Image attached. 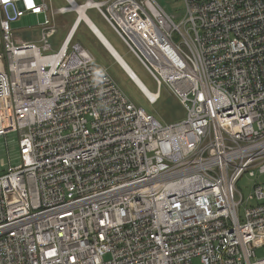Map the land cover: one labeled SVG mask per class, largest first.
Segmentation results:
<instances>
[{
  "label": "built area",
  "instance_id": "1",
  "mask_svg": "<svg viewBox=\"0 0 264 264\" xmlns=\"http://www.w3.org/2000/svg\"><path fill=\"white\" fill-rule=\"evenodd\" d=\"M67 1L0 0V136L18 135V162H0V264H264V181L243 216L236 186L264 174V0H182L179 21L159 0H72L155 81L149 103L176 96L186 116L168 124L72 43ZM25 14L37 40L10 25Z\"/></svg>",
  "mask_w": 264,
  "mask_h": 264
},
{
  "label": "rangeland",
  "instance_id": "2",
  "mask_svg": "<svg viewBox=\"0 0 264 264\" xmlns=\"http://www.w3.org/2000/svg\"><path fill=\"white\" fill-rule=\"evenodd\" d=\"M52 3L56 8L59 5H66L65 0H47ZM78 3H83L84 0H76ZM160 3L165 6L170 12L174 14L176 20L183 18V2L182 0H159ZM87 16L95 23L98 29L104 34L108 41L113 45L116 51L123 57L128 65L133 69L137 76L143 81L147 88L154 92L157 90L155 81L148 74L139 60L129 51L124 45L119 36L112 30V28L106 23L103 17L99 14L96 8H89ZM4 17V14L2 13ZM76 17L74 11L67 12L58 16V31L51 38L52 43L56 44V47L63 40L66 35L69 26L72 24ZM10 25L17 31V34L24 38L30 39L34 37L37 40L38 26L37 18L35 15L25 14L18 18L16 21H11ZM176 41L179 38H175ZM72 43H80L81 45L90 49L97 60L109 68L111 75L121 86L125 94L135 104L143 107L147 112L152 113L163 124L177 122L186 116L185 108L180 104L176 96H174L166 86H162L160 89V97L158 100L151 104L148 102L146 95L136 86V84L130 79L127 73L120 66L118 61L106 50V48L100 43L93 32L87 27V25L81 21L79 27L72 39ZM1 47V44H0ZM155 93V92H154ZM8 152V153H7ZM18 152V135L15 132H10L6 137L0 136V162L4 160L7 162L8 155L11 156L12 164L18 162L16 153ZM2 169V168H1ZM7 170L6 167L2 169V172ZM255 181H264V174H259L256 170L255 176H248L244 173L237 181V189L244 197L243 202L238 207L239 215L243 216V212L246 207L253 204V201H247V196L253 191V183ZM257 256L263 255V250L258 249ZM108 256H106L107 258ZM193 264H201L199 257H194Z\"/></svg>",
  "mask_w": 264,
  "mask_h": 264
},
{
  "label": "bare ground",
  "instance_id": "3",
  "mask_svg": "<svg viewBox=\"0 0 264 264\" xmlns=\"http://www.w3.org/2000/svg\"><path fill=\"white\" fill-rule=\"evenodd\" d=\"M70 2L72 3V8L77 10L79 13H78V18L76 20V24L77 23H81V21H83L87 27L91 30V32H93L92 30H95L94 32H96L97 34H99V32L97 31V27L94 25V23L91 21V19L87 16V13H86V8L88 5H84V6H80L79 4H75L72 0H70ZM92 28V29H91ZM97 28V29H96ZM99 30V29H98ZM100 31V30H99ZM93 32V33H94ZM101 32V31H100ZM96 33H94V35L96 36V38L98 40H100ZM102 33V32H101ZM102 35L104 36V34L102 33ZM105 37V36H104ZM102 38V37H101ZM106 38V37H105ZM107 39V38H106ZM108 41V39H107ZM102 41L100 40V43ZM109 42V41H108ZM110 43V42H109ZM102 44V43H101ZM110 45L113 47V45L110 43ZM105 46V45H103ZM106 47V46H105ZM111 47V48H112ZM107 48V47H106ZM108 51V50H107ZM112 51H116V49L113 47ZM109 52V51H108ZM117 52V51H116ZM110 53V52H109ZM118 53V52H117ZM111 54V53H110ZM112 55V54H111ZM113 56V55H112ZM116 56V55H115ZM118 56H121L119 53H118ZM116 56V58L119 60L118 63L120 64V62L124 65V67L128 70L126 71L125 68L120 64V66L123 68V70L127 73V75H131L132 78L135 80V83L134 80H131L136 84L137 87H139V89L146 95L148 96V98H151V99H154L155 96H156V93L150 91L147 86L143 83V81L137 76V74L133 71V69L128 65V63L123 59V57H118ZM114 57V56H113ZM128 72H130L128 74ZM130 77V76H129Z\"/></svg>",
  "mask_w": 264,
  "mask_h": 264
},
{
  "label": "water",
  "instance_id": "4",
  "mask_svg": "<svg viewBox=\"0 0 264 264\" xmlns=\"http://www.w3.org/2000/svg\"><path fill=\"white\" fill-rule=\"evenodd\" d=\"M92 29V28H91ZM97 29V28H96ZM93 32L95 31V30H92ZM97 31L99 32V34H97L96 32H94V33H96V35H97V37L102 41L101 43H102V45H105L104 47L106 48V50H108L113 56H114V58L116 59V61H119L117 58H116V56H118V53L116 52V51H112V49H113V47L110 45V43L107 41V39L102 35V33L97 29ZM102 37V38H101ZM99 40V41H100ZM112 47V48H111ZM116 55V56H115ZM118 57H121V56H118ZM120 64L124 67V65L120 62ZM125 68V67H124ZM125 70L126 71H128L126 68H125ZM130 72H128V74H129ZM128 76H130V78L132 79V80H134L133 78H132V76L129 74ZM134 82H135V80H134ZM135 83H137V82H135Z\"/></svg>",
  "mask_w": 264,
  "mask_h": 264
},
{
  "label": "crops",
  "instance_id": "5",
  "mask_svg": "<svg viewBox=\"0 0 264 264\" xmlns=\"http://www.w3.org/2000/svg\"><path fill=\"white\" fill-rule=\"evenodd\" d=\"M65 1H66V3H67L66 5H69V2H68L67 0H65ZM84 1H85V0H84ZM76 2H77V1H76ZM66 5H59V6H66ZM59 15H61V14H59ZM59 15H58V16H59ZM58 16H57V21H58ZM74 20H75V19H74ZM91 21H92V20H91ZM73 22H74V21H73ZM73 22H72V23H73ZM92 22H93V21H92ZM93 23H94V22H93ZM58 24H59V22H58ZM94 25H95V23H94ZM95 26H96V25H95ZM59 27H61V25H60ZM96 27H97V26H96ZM97 28H98V27H97Z\"/></svg>",
  "mask_w": 264,
  "mask_h": 264
}]
</instances>
